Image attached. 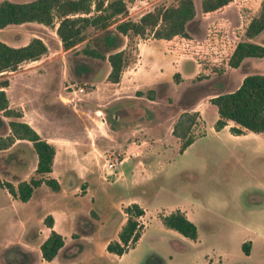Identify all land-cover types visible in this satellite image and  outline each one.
Here are the masks:
<instances>
[{"label": "rangeland", "instance_id": "1", "mask_svg": "<svg viewBox=\"0 0 264 264\" xmlns=\"http://www.w3.org/2000/svg\"><path fill=\"white\" fill-rule=\"evenodd\" d=\"M200 1L192 0L194 16L186 25L187 31L197 40L205 38L207 27L211 23L222 19L228 24L226 37L235 41L233 30L240 24L238 6L243 4L252 6L255 12L258 10V3L254 0H232L220 12L204 17L201 14ZM172 3L174 0H133L127 3L124 18L136 21L143 13ZM56 25L57 20L54 19L50 26L29 22L7 25L0 29V41L8 45L20 46L32 37L40 38L46 45V52L37 59L38 62H22L14 70L1 73L0 80L8 81L5 94L11 107L22 109L24 106L29 112L36 107L49 122H54L53 128L59 131L57 135L68 137L86 132L81 118H86L94 126L99 125L101 130L112 128L119 132L127 128L121 125L126 119H139L143 123L142 119H146L143 109L141 112H127V108L131 104L128 101L135 100L136 105L147 109L145 101L124 98L113 100L116 94L110 91H103L104 95L100 93V89L106 90L111 86L104 78L108 68L106 63L90 62L101 67L100 77L95 85L74 77L72 66L75 59L80 58L75 50L81 45L65 50L56 36ZM147 35L149 34L145 36ZM138 40V37L132 40L131 51L135 60L128 67L136 61ZM249 41L264 46V29ZM195 64L197 65L196 62ZM224 65L225 58L202 60L201 66H197L198 72L193 75L196 84L186 82L189 85L174 86L170 91H165L164 88L161 93L169 94L168 101H157L151 106L159 110L162 119L173 121L181 108L187 107L181 97L188 87L198 88L194 92L196 97L199 93L212 90L199 97L195 107L203 110L207 103L210 104L207 96L235 89L242 74L264 75V56L245 58L237 68L229 69L225 74L222 73ZM43 71L50 77L44 83L32 79L30 85L34 89L31 86L24 92L17 89L15 78L21 73L31 75ZM9 82L12 83L10 88ZM79 85L83 87V91L72 93V88ZM94 86L99 94H87ZM53 96L59 104L62 101L58 97L63 100L66 97L64 108L52 101ZM204 100H207L206 104L203 103ZM123 104H128L127 107L125 105L126 109L121 107ZM80 107L87 109L86 114L93 116L95 121H90L85 112L82 115L79 112ZM96 108L101 110L95 115L93 110ZM114 108H119L116 114L120 116L113 117L116 116L112 113ZM211 108L203 111L202 118L196 121L191 131L194 140L183 152L177 151L178 143L172 136L170 139H163V146L149 149L148 144V149H143L139 158H131L124 166H115L125 171L126 179L121 176V179L112 184H107L102 178L97 179V183L93 181L94 187L85 197L74 199L78 203V210L92 209L93 215L87 218L85 226L78 227L79 232L86 234V249L80 242L74 247H80V252L85 249L82 253H73L70 248L63 254L65 258L73 257L69 264H264V132L244 131L243 134L234 135L229 132V127L233 125L231 121L216 131L212 123L216 108L214 105ZM73 109H76L75 116L70 114ZM3 120L6 123L8 118ZM6 133L7 128L0 124V134ZM116 134L119 136L117 132ZM126 134L128 138L138 142L142 138L140 133ZM124 147L127 154L134 148L126 145ZM102 149L98 157V173L100 176L106 175V181L112 182L116 169L106 174L101 168L103 154L109 153L111 160L127 154H118V150L108 146ZM22 151V148L17 147L10 156ZM21 156L25 161H30V153L23 152ZM130 171L133 173L130 174ZM131 198L138 200L137 204L145 208V215L138 218L142 236H139L140 239L138 238L133 248L122 255L108 253L104 244L107 240L117 238L119 222L125 217L124 204ZM99 200H103L101 208L97 205ZM66 201L63 200V203ZM41 205H44L43 200L38 201L36 197H32L29 202L16 201L13 205L0 195V248L6 241L15 242L19 235L21 228L16 218L25 219V227L33 225L34 234L40 235L41 223L38 219ZM175 210L184 212L187 219L195 224L197 235L194 240L184 238L160 223L163 215ZM247 241L248 253L245 254L241 250V244ZM4 256L9 260L17 259L14 254L5 253ZM4 256L0 255V264H6L3 261Z\"/></svg>", "mask_w": 264, "mask_h": 264}, {"label": "trees", "instance_id": "2", "mask_svg": "<svg viewBox=\"0 0 264 264\" xmlns=\"http://www.w3.org/2000/svg\"><path fill=\"white\" fill-rule=\"evenodd\" d=\"M131 1L133 0H2L0 29L26 22L50 26L56 19L55 33L61 46L65 50H71L81 45L75 50L80 58L75 59L72 73L76 79L88 83L98 81L101 73V67L92 65L91 61L106 63L108 68L104 78L107 82L116 83L121 72L135 60L131 51L132 40L136 37L143 38L146 34L161 40L167 49L178 55L192 58L198 67L202 60L225 58L228 67L236 68L244 58L264 56V46L249 41L264 29V0H254L258 3L256 12L252 6H238L240 24L233 30L235 41L226 37L228 24L222 19L207 27L205 38L197 40L192 37L186 29L194 16L192 0H174L170 5L143 13L136 21L124 18L127 3ZM231 2L232 0H201V14L204 17L210 16L220 12ZM45 52L46 45L38 37H32L26 44L17 47L0 41V73L14 70L22 62L37 60ZM176 76L174 74L173 79ZM7 84L6 79L0 80V124L8 129L5 136L0 134V150L9 147L15 139L27 140L36 155V167L27 181H19L14 187L10 182L0 180V188L23 202L30 197L32 189L40 184L53 191L59 190L56 180L49 176L54 147L27 123L15 120L21 116V112L8 106L3 89ZM193 90L196 88H187L181 99L185 100ZM135 95L153 99L154 90H137ZM209 102L215 106L217 113V119L213 123L214 130L221 129L231 121V134L239 135L244 131L264 132V75H245L234 90L217 93L209 98ZM3 117L9 120L4 123ZM197 118V111H183L174 121L171 134L178 139L179 153L194 140L191 130ZM123 212L125 220L117 232V238L105 244V250L114 255H122L133 248L140 236L138 218L143 214L142 208L131 202L124 207ZM44 223L51 226L50 218H45ZM161 223L184 238H196L195 224L179 210L162 216ZM248 244V241L241 244V250L245 254L248 253ZM62 246V237L51 230L39 245L41 258L51 260ZM155 258L161 263L158 257Z\"/></svg>", "mask_w": 264, "mask_h": 264}, {"label": "crops", "instance_id": "3", "mask_svg": "<svg viewBox=\"0 0 264 264\" xmlns=\"http://www.w3.org/2000/svg\"><path fill=\"white\" fill-rule=\"evenodd\" d=\"M26 1L30 0H25L22 2ZM22 24L23 23H21V25ZM27 42L28 40L22 45L26 44ZM136 45V61L130 67H126L121 72L119 80L116 83H110L106 81L111 86H109V89L106 90L100 89V93L104 95L105 92L103 91H110L112 94H116L117 96L114 97L113 100L124 98L137 99V102L145 101L148 106L147 109L140 108L134 102L135 100L131 102L128 101V103H131V107L129 106V108H127V112H130L131 110L141 112V109H143L144 113L146 114V119H142L143 123H141L139 119H124L125 123H121V125L126 126L127 128L119 132L117 130H113L112 128L101 130L99 129V125L96 124L94 126L89 121H87L86 118H81V122L86 132H81L79 135H76L74 137H68L67 135H57L56 133H58L59 131L53 128L54 122H49V120L45 118L44 114L39 112L36 107L32 109V111H34L35 113H33L32 111L29 112L28 109L23 108L24 106H22V109H14L21 112V116L15 118V120L27 123L38 133L41 138L45 139L47 142L53 145L54 155L52 158L51 171L49 173V176L56 180L59 185V190L53 191L48 186L40 184L39 186L34 187L32 189L30 197L26 201H23L29 202L32 197H36L38 201L43 200L44 205L40 206L41 215L38 219V222L41 223V228L39 230L40 235L36 236L34 234L35 228L33 225H27L25 227V219L21 220L16 218V220H18L17 223L21 228L20 233L15 238V242L6 241L2 245V247L0 248V255L4 256L5 253L14 254L17 255V259L9 260L4 256L3 261L6 264H69L72 261L73 257L65 258L63 254L66 250H70V248L73 249V253H76L74 251H77V253H82L86 249V234L82 233L81 231L79 232L78 227L85 226V221L87 220V218H90L93 215L92 209H86L85 211L78 210L76 207L78 203L77 201H74V199L79 200L78 197L81 199L85 197L91 191V189H93V181L97 183V179H103L98 173V157L100 155V152L103 151L102 148L104 146H108L114 148V150H118V154H124V152H127L124 147L125 145L134 147L128 154L126 153L127 155H123V161L118 167L124 166L127 162H129V160H131V158H139V156L143 153V149H148V144L150 146L149 149L153 146H163V139H170L171 136L176 141V143H178V139L171 134V129L174 121L181 112L197 111L199 116L198 118H202L203 111L212 109V104H206V101L215 94L207 96V100L203 101V103L205 102L204 104H206L203 107V110L195 107L199 102L198 100L200 99V95L204 94L205 92H212V90L209 89L207 91H204L203 93H199L197 94V97L196 95H194L195 91L193 90L191 94H189L190 96L183 100V102L187 104V107L181 108V112L176 115L173 121H165L166 119H162L159 110H155L151 105L156 104L157 101H168L167 98H169V94L162 95L161 93L164 88L165 91H170L174 86L185 84L189 85L190 82L192 84H196L197 82L195 80V82L193 81V75L198 72L197 65L192 58L180 56L177 53L167 49L162 44L161 40L153 38L151 34L144 36L143 38H139ZM244 60L245 58L241 61V63ZM38 61L39 60H37V62ZM229 69L234 70L235 68L228 67L225 62L224 70L222 73L225 74L227 71H229ZM1 73L0 75H2ZM174 74H177L176 79H173ZM245 75L246 74H242L240 76V78L237 80L238 82L235 88L239 85ZM48 78H50L49 75L44 71L39 72L38 74L31 75L23 72L20 74V76L15 78V85L18 86L17 89L20 90V92H24L26 88L32 85L30 83V80L36 79L37 82L40 81V83H44V81H46ZM186 82L189 83L187 84ZM91 84L95 85L96 82H92ZM11 85L12 83L9 82V88ZM6 87L3 88L5 93L7 91ZM94 87L95 88L91 89V92L87 91V94H99L97 87ZM40 89L42 90L43 88ZM148 89L154 90L153 99L135 95V91L137 90L146 91ZM54 99L55 98L53 96V102H55ZM58 99L62 101V104H59V102H55V104H57L59 107L64 108V100L61 97H58ZM123 105L124 106L121 107L124 109H126V107L128 106V104ZM8 106L12 108L10 103H8ZM86 110L87 109L83 107L79 108V112L82 113V115L84 112L86 114ZM100 110L101 108H96L93 110V112L95 114L96 112H100ZM116 110L112 112L115 113L116 116H113L114 114L111 113L113 117H117L119 115L116 114ZM75 111L76 109H73V112H70V114L72 116H75ZM82 115L80 116L82 117ZM87 116L90 118V121H95L93 116ZM216 119L217 113L213 117L212 123H214ZM105 120L106 119H104V121ZM100 124H102V121H100ZM116 132L119 136H117ZM126 133H140L142 138H140L139 142L136 139L131 140V138L127 137ZM6 134H2V136H5ZM17 147L23 149L22 153H30V161H25V158L21 156L22 153L15 154V156H10V153L14 152ZM160 149H163V147ZM0 154V180L8 181L14 187L19 181H27L36 167V155L33 151L31 143L27 140L15 139L9 147L1 149ZM118 167H115L116 172L113 173L115 175V178L112 182H108L104 179L102 181H105L107 184H112L116 180L121 179V176H123V179H126L125 171L122 168L120 169ZM129 173L132 174L133 172L130 171ZM0 195H2L6 201L12 203L13 205L14 203H16V201H20L17 198L11 196L4 188H0ZM63 200H67L66 203H63ZM90 200H92V198ZM131 202L137 203L139 201L131 198L128 199L126 201V204L124 205H128ZM102 204L103 200H99V202L97 203L99 208L102 207ZM138 205L143 210L142 215H145V208L140 204ZM184 215L186 216L185 213ZM45 218H50L51 226H48V224L44 223ZM124 220L125 217H123L119 222L117 232L123 224ZM51 230L58 233L62 237L63 246L51 260L45 261L41 258L39 245L48 236ZM141 236L142 233L140 234V237ZM108 241L109 240H107L105 244ZM80 242L83 243L85 248L82 252H80V247H74L76 243ZM55 259L56 262H53V260Z\"/></svg>", "mask_w": 264, "mask_h": 264}, {"label": "built area", "instance_id": "4", "mask_svg": "<svg viewBox=\"0 0 264 264\" xmlns=\"http://www.w3.org/2000/svg\"><path fill=\"white\" fill-rule=\"evenodd\" d=\"M82 92L83 91V89H82V87L81 86H77L76 88H72V90H71V92L73 93V92ZM64 100H65V98H64ZM68 100V99H67ZM70 100V99H69ZM104 156H103V158H102V160H103V162L101 163V168L106 172V174L108 173V172H110V171H112L114 168H115V166L116 165H120L121 163H122V161H123V156L122 157H120V158H116L115 157V159L114 160H111V155L108 153V154H106V153H104L103 154ZM100 156V155H99ZM101 177L104 179V180H107L106 179V175H101Z\"/></svg>", "mask_w": 264, "mask_h": 264}]
</instances>
